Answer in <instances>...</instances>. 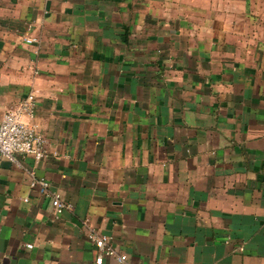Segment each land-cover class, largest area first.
Wrapping results in <instances>:
<instances>
[{
	"label": "crops",
	"instance_id": "obj_1",
	"mask_svg": "<svg viewBox=\"0 0 264 264\" xmlns=\"http://www.w3.org/2000/svg\"><path fill=\"white\" fill-rule=\"evenodd\" d=\"M30 95L47 156L0 159V264H95L88 230L125 264H264V0H0V122Z\"/></svg>",
	"mask_w": 264,
	"mask_h": 264
},
{
	"label": "built area",
	"instance_id": "obj_2",
	"mask_svg": "<svg viewBox=\"0 0 264 264\" xmlns=\"http://www.w3.org/2000/svg\"><path fill=\"white\" fill-rule=\"evenodd\" d=\"M23 42L33 45L37 39L24 38ZM34 108V97L30 95L16 111H10L3 115L0 122V159L19 164L18 158L20 157L31 156L37 162L46 158V139L38 134L33 126L22 120L23 114L32 116ZM29 177V188L49 200L50 207L56 217L71 209L69 203L64 202L57 193L50 190V185L46 180L36 178L32 172ZM24 202H27V199H24ZM86 237L98 252L95 264H103L104 258L114 259L118 264L126 263L127 256L116 251L107 235L88 230Z\"/></svg>",
	"mask_w": 264,
	"mask_h": 264
}]
</instances>
